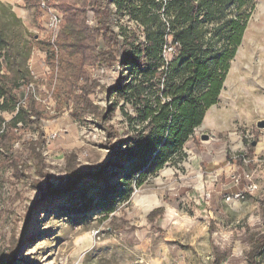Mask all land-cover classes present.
<instances>
[{
  "label": "rangeland",
  "instance_id": "374dc122",
  "mask_svg": "<svg viewBox=\"0 0 264 264\" xmlns=\"http://www.w3.org/2000/svg\"><path fill=\"white\" fill-rule=\"evenodd\" d=\"M55 13L61 11L52 7L50 15ZM0 15L9 31L32 40L27 64L45 116L39 121L45 156L42 173L26 176L0 167V260L6 264H264V252L255 260L248 257L253 237L264 235V127L258 126L264 120V0H254L222 96L211 109L227 113V124L220 122L219 132L208 127L195 130L181 162L169 163L141 186L133 184L131 198L116 201L115 195L105 198L100 174L106 170L110 182H116L111 175L120 169L108 165L115 158L117 139L130 132L125 113H133L132 107L107 92L124 83V70L104 67L101 73L89 67L100 83L90 97L102 111L113 104L117 110L104 123L90 113L77 117L73 102L55 89L56 83L64 84L46 61L55 29L48 27L44 16L36 17L25 0H0ZM126 23L127 18L118 17L115 28L119 31ZM105 126L117 136L108 137ZM22 134L25 140L39 139L35 124ZM15 148L18 156L25 153L20 143ZM197 155L218 167L211 173L215 180L192 192L183 189L190 180L185 165ZM66 157L73 159L79 180L68 175ZM239 191L243 197L236 196ZM150 194L158 201L141 197ZM147 197L157 204L145 211L140 204ZM102 199L111 202L113 210ZM87 200L91 206L85 208ZM158 206L165 207L164 213L150 220L149 212Z\"/></svg>",
  "mask_w": 264,
  "mask_h": 264
},
{
  "label": "trees",
  "instance_id": "16d2710c",
  "mask_svg": "<svg viewBox=\"0 0 264 264\" xmlns=\"http://www.w3.org/2000/svg\"><path fill=\"white\" fill-rule=\"evenodd\" d=\"M35 16L49 20L52 7L62 13L57 36L48 43L47 63L64 84H55L73 114H93L100 123L111 119L117 105L102 111L90 97L99 81L89 67H120L124 83L107 92L132 107L126 112L130 132L114 150L108 168L117 180L111 183L104 170L105 198L129 200L133 184L141 186L169 163L186 157L185 145L208 111L216 104L242 43L254 0H25ZM17 19L15 14H12ZM127 18L115 28L116 18ZM0 15V167L29 176L42 173L45 165L43 131L45 118L31 83L34 74L27 61L32 40L9 31ZM174 45L171 54L166 45ZM116 47V48H115ZM7 114L10 116L7 117ZM36 128L37 140H25L22 132ZM104 126V125H103ZM108 137L117 131L106 127ZM24 154L17 155L16 144ZM68 175L77 181L73 159L66 157ZM102 204L113 210L109 201ZM90 207V201L83 205ZM165 211L152 209L153 220ZM264 252V235L254 236L248 253L251 260ZM0 264H6L0 260Z\"/></svg>",
  "mask_w": 264,
  "mask_h": 264
},
{
  "label": "crops",
  "instance_id": "0c3cea01",
  "mask_svg": "<svg viewBox=\"0 0 264 264\" xmlns=\"http://www.w3.org/2000/svg\"><path fill=\"white\" fill-rule=\"evenodd\" d=\"M224 87H225V84H224ZM221 96H222V92L219 96V100H220ZM217 103L212 105L208 109L202 124L199 127H197L196 130L202 129V127H208V128H211L212 130H214L216 132H219L220 128H223L222 126H220V122H221V124H227V122H226L227 121L226 118H228V117H226L227 113L218 112L216 109L211 110L214 107H216ZM204 161L205 160L200 158L198 155L197 156H191L189 162L185 165L186 171H188L187 175L189 176L190 180H189V183L185 185L186 187H183V189H186V190L192 191V192L194 190L200 191L201 188L204 187L205 181L211 182V181L215 180L214 176H212L211 173L213 172L214 169H216L218 167V165L215 164L214 162L205 163ZM164 172L167 174H170L171 172L174 173L173 170H171L169 172H168V170H165ZM143 196H153L158 201V197L155 194L142 195L141 197H143ZM155 198L150 199L147 197V198L141 200V204L140 203L139 204L141 206H143L145 211H147L157 204V203L154 205L152 204L155 201Z\"/></svg>",
  "mask_w": 264,
  "mask_h": 264
},
{
  "label": "built area",
  "instance_id": "2783aa9c",
  "mask_svg": "<svg viewBox=\"0 0 264 264\" xmlns=\"http://www.w3.org/2000/svg\"><path fill=\"white\" fill-rule=\"evenodd\" d=\"M61 19H62V13H55V14L50 15L49 20L47 21L48 22L47 23L48 27L51 28V29H55V35L53 36V39L57 36V32H58V29H59V23H60ZM174 51H175V46L174 45L170 44V45H166L165 46L164 52L166 54H171ZM104 70L105 69H104L103 66L98 69V71L101 72V73L104 72ZM237 181L239 182V179H237ZM252 186L253 185H249L248 189L252 190ZM236 196L237 197H239V196L243 197L244 196L243 191H239L236 194Z\"/></svg>",
  "mask_w": 264,
  "mask_h": 264
},
{
  "label": "water",
  "instance_id": "95a60500",
  "mask_svg": "<svg viewBox=\"0 0 264 264\" xmlns=\"http://www.w3.org/2000/svg\"><path fill=\"white\" fill-rule=\"evenodd\" d=\"M237 51H238V50H237ZM258 126H259V127H264V120L260 121V122L258 123ZM202 138H203V139H208V135H203Z\"/></svg>",
  "mask_w": 264,
  "mask_h": 264
}]
</instances>
